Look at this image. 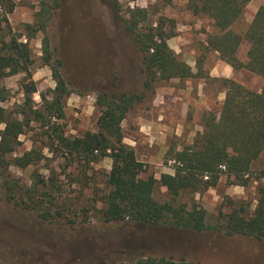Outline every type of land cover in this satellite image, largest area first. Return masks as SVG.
<instances>
[{
  "label": "rangeland",
  "instance_id": "rangeland-1",
  "mask_svg": "<svg viewBox=\"0 0 264 264\" xmlns=\"http://www.w3.org/2000/svg\"><path fill=\"white\" fill-rule=\"evenodd\" d=\"M9 1L15 7L11 14H5L7 22L1 21L5 10L0 8V42L14 37L26 43L27 25L35 22L42 2L52 8L45 34L37 32L28 41L33 61L29 71L38 91L32 96L33 107L42 105L39 93L51 100L55 89L51 70L40 59L44 36L69 94L63 102L64 118L52 119L45 126L30 121L19 138L21 145L0 168L2 182L13 186L15 197L13 202H6V186H1V263L119 264L166 258L192 264H264V240L230 237L218 230L233 210H253L262 182L264 151L252 163L247 178L235 179L221 172L214 186L204 188L209 179H203L205 173H198L195 179L200 190L190 189L173 198L177 206L194 204L205 210L207 229L197 232L166 225L103 222L101 210L108 192L105 175L111 169V159L87 162L79 155H69L54 135V128L67 140L88 131L96 133L100 116L97 97L125 93L134 97V103L121 124L123 143L133 147L137 160L144 165L141 177L159 180L163 173L174 175L178 163L173 154L189 150L203 131L205 115H218L225 99V76L212 73L217 56L205 44L216 32L212 20L203 14L194 15L187 0ZM262 5L264 0H251L231 30L243 34ZM134 8L148 11L150 27L157 22L162 25L169 35V48L191 71V77L163 80L144 72L143 54L126 24L128 11ZM247 49V44L239 49L242 62ZM229 80L255 92L264 82L246 70L234 71ZM25 83L22 73L0 79L6 95L0 107L19 120L23 119L20 109ZM27 153L31 161L24 165L19 159ZM219 170L225 171V167L221 165ZM26 191L37 194L50 212L47 219L40 215L42 208H23L19 201L22 196L26 199ZM153 198L160 203L171 200L161 185Z\"/></svg>",
  "mask_w": 264,
  "mask_h": 264
},
{
  "label": "trees",
  "instance_id": "trees-1",
  "mask_svg": "<svg viewBox=\"0 0 264 264\" xmlns=\"http://www.w3.org/2000/svg\"><path fill=\"white\" fill-rule=\"evenodd\" d=\"M250 1L187 0V6L194 15L203 14L212 20L216 32L207 39L210 50L218 52L233 71L246 70L264 81V6L258 8L243 34H236L231 30L242 18ZM1 6L5 10L1 21L7 22L5 14H11L15 5L9 0H0V8ZM51 10L48 3L42 2L40 10L35 14V22L27 25L26 43L14 37L8 42H0V79L22 73L27 81L22 86L25 100L21 105L20 115L23 119L14 118L5 108L0 107V127L3 126L0 129V168L5 158L21 145L19 138L30 121L45 126L52 119L64 118L63 102L69 91L52 63L53 54L46 36L42 38L40 59L50 68L55 89L51 100L39 93L43 101L39 108H34L32 103V96L38 91L29 71L33 61L28 41L37 32L45 34ZM128 14L126 24L143 54L144 72L147 75L152 78L159 75L163 80L192 76L184 62H180L177 54L169 48V35L164 32L162 25L159 22L154 28L147 25L149 14L146 9L134 8ZM242 44L248 45L244 62L238 58ZM222 84L225 99L219 114L205 115L203 131L196 136L194 144L189 150L173 154V160L178 163L174 175L163 173L159 180L153 176L141 177L144 165L137 160L133 147L123 143L121 124L134 103L133 96L125 93L120 96H98L96 107L100 116L96 133L88 131L82 137L67 140L58 128H54L57 143L69 155H79L87 162H97L105 157L111 159V169L105 175L108 192L104 196V207L101 210L100 219L103 222L166 225L197 232L207 229L204 209L194 204L191 207L177 206L173 198L190 189L200 190L199 181L195 179L198 173L209 175V182H204V188L214 186L221 172L235 179H244L248 176L252 163L264 151V82L259 92L251 91L228 78L222 79ZM4 92V88L0 86V101L6 99ZM29 155L27 153L19 160L25 165L31 161ZM221 165L225 167V171L219 170ZM2 177L3 174L0 173V188L2 185L6 186V202H13V186L6 181L3 183ZM260 178L262 182L258 187L253 210L247 212L241 208L228 214L225 223L218 227L224 235H242L264 240V171L260 172ZM159 185L168 190L171 200L160 203L153 198ZM24 196L26 199L22 196L19 201L23 208L34 211L42 208L44 210L40 215L47 219L50 212L41 205L37 194L26 191ZM0 264L4 263L0 261ZM119 264L192 263L166 258H141Z\"/></svg>",
  "mask_w": 264,
  "mask_h": 264
},
{
  "label": "crops",
  "instance_id": "crops-1",
  "mask_svg": "<svg viewBox=\"0 0 264 264\" xmlns=\"http://www.w3.org/2000/svg\"><path fill=\"white\" fill-rule=\"evenodd\" d=\"M251 4V1L248 3V5L250 6ZM247 5V6H248ZM246 6V8H247ZM264 6V5H262ZM245 8V10H246ZM258 10V9H257ZM257 10L255 12H257ZM244 15V14H243ZM243 17V16H242ZM242 19V18H241ZM252 20V19H251ZM251 22V21H250ZM250 24V23H249ZM208 39V38H207ZM207 45V40H206V43ZM216 56H217V59H216V62L213 64L212 66V73H215V76H220V74L222 76H225V78H228L230 79L231 77H233V73L234 71L232 70V68L227 64V62H225L219 55L218 52L216 51H213ZM211 76H214V75H211Z\"/></svg>",
  "mask_w": 264,
  "mask_h": 264
},
{
  "label": "built area",
  "instance_id": "built-area-1",
  "mask_svg": "<svg viewBox=\"0 0 264 264\" xmlns=\"http://www.w3.org/2000/svg\"><path fill=\"white\" fill-rule=\"evenodd\" d=\"M1 8H2V6H1ZM246 177H248V176H246ZM203 179H204V180H208V179H209V175H208V174H205V175L203 176Z\"/></svg>",
  "mask_w": 264,
  "mask_h": 264
}]
</instances>
